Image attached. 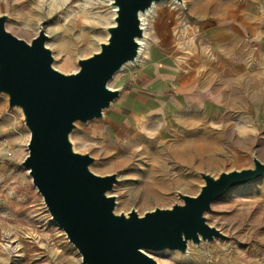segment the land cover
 <instances>
[{"label":"rangeland","instance_id":"374dc122","mask_svg":"<svg viewBox=\"0 0 264 264\" xmlns=\"http://www.w3.org/2000/svg\"><path fill=\"white\" fill-rule=\"evenodd\" d=\"M47 1L0 0L4 27L27 42L42 30L52 66L72 72L106 40L109 0H67L55 10ZM244 3L251 0L155 1L140 53L106 82L118 93L101 115L73 122L71 148L92 157L94 173L115 176L106 191L113 212L171 207L183 202L179 193L199 190L202 173L264 161V54L235 24ZM153 47L168 48L176 74L161 95L136 84ZM28 137L21 107L0 90V264H85L21 163ZM202 215L221 234L144 251L158 264H264V173L230 187Z\"/></svg>","mask_w":264,"mask_h":264},{"label":"water","instance_id":"95a60500","mask_svg":"<svg viewBox=\"0 0 264 264\" xmlns=\"http://www.w3.org/2000/svg\"><path fill=\"white\" fill-rule=\"evenodd\" d=\"M155 1L114 0L115 22L107 27L106 40L68 73L52 66L42 30L27 42L5 29L6 16L0 14V90L7 92L9 105L21 107L29 130L21 163L85 264H158L144 249H184L187 239L221 234L204 220L203 211L230 187L264 173V161L254 156L252 167L221 170L217 176L202 173L196 193H179L182 203L124 215L113 212L114 197L106 193L114 174L94 173L88 167L92 157L71 148L73 122L101 115L118 93L106 82L136 55L137 12Z\"/></svg>","mask_w":264,"mask_h":264},{"label":"crops","instance_id":"0c3cea01","mask_svg":"<svg viewBox=\"0 0 264 264\" xmlns=\"http://www.w3.org/2000/svg\"><path fill=\"white\" fill-rule=\"evenodd\" d=\"M235 24L240 34L251 37L256 49L264 54V0H251L250 5L244 3L236 13ZM140 87L158 94H163L162 84L176 77L172 66V56L167 47H153L137 70ZM179 87V86H178ZM148 96L145 95L144 99Z\"/></svg>","mask_w":264,"mask_h":264},{"label":"bare ground","instance_id":"6f19581e","mask_svg":"<svg viewBox=\"0 0 264 264\" xmlns=\"http://www.w3.org/2000/svg\"><path fill=\"white\" fill-rule=\"evenodd\" d=\"M178 1H180V0H178ZM47 2H48V5H49L50 10H55V9H58L61 6H63V4H65L67 2V0H48ZM108 4H109V7L111 8V11H112V17H111V23L105 25L107 27L115 22L114 16H115V13H116V4L114 3V0H109L108 1ZM153 4H154V2H152V4L149 7L145 8L144 10H138V12H137V15H138V18H139V26L141 28V34L135 36V40L137 41V44H138V46H137V52H136V55L132 59L126 60L124 63L129 62V61H133L138 56V54L140 53V50L142 48V43H143V40H144V36H145V34H144V26H143L144 17L151 11V9L153 7ZM195 146H196L195 147V150L197 152V150L200 147H202L203 145H202V143H197ZM184 147H185V149H184L185 151H188L186 149H190V146L189 145L187 147L186 146H184ZM179 150H181V149H179ZM177 152H179V151H177ZM180 155H182V154L180 153ZM217 163L218 162H215V161L213 162L212 161V163H210V165H215ZM26 171H28V170L26 169ZM143 201H144V203H146L148 201V199L147 198L146 199H143ZM115 204H117L116 199H115ZM124 215H127V212H125ZM188 240H190V239H187V241Z\"/></svg>","mask_w":264,"mask_h":264}]
</instances>
